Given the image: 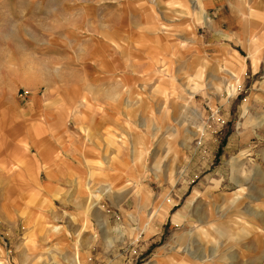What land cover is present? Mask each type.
Instances as JSON below:
<instances>
[{
	"label": "rangeland",
	"instance_id": "obj_1",
	"mask_svg": "<svg viewBox=\"0 0 264 264\" xmlns=\"http://www.w3.org/2000/svg\"><path fill=\"white\" fill-rule=\"evenodd\" d=\"M200 1L0 0V264H264V0Z\"/></svg>",
	"mask_w": 264,
	"mask_h": 264
},
{
	"label": "crops",
	"instance_id": "obj_2",
	"mask_svg": "<svg viewBox=\"0 0 264 264\" xmlns=\"http://www.w3.org/2000/svg\"><path fill=\"white\" fill-rule=\"evenodd\" d=\"M196 1H197V5H198L199 10H202V4H201V1H200V0H196ZM40 154H41L42 156L44 155L41 151H40ZM42 206H44V204H42ZM2 208L5 209V206L2 205ZM185 210H186V212H187V208H186ZM85 213L88 214V210H86ZM85 226H86V224H83V226H82L81 228L84 229V228H86ZM57 227H58V226L54 227V233H59V232L61 231V228H60V227H58L59 230L56 231L55 229H56ZM78 257H79V255H77V261H78ZM77 264H78V262H77Z\"/></svg>",
	"mask_w": 264,
	"mask_h": 264
}]
</instances>
